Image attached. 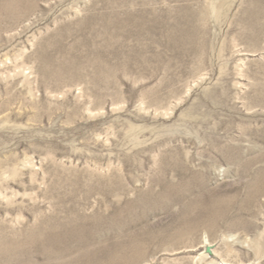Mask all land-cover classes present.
<instances>
[{"label":"rangeland","instance_id":"374dc122","mask_svg":"<svg viewBox=\"0 0 264 264\" xmlns=\"http://www.w3.org/2000/svg\"><path fill=\"white\" fill-rule=\"evenodd\" d=\"M0 264H264V0H0Z\"/></svg>","mask_w":264,"mask_h":264},{"label":"bare ground","instance_id":"6f19581e","mask_svg":"<svg viewBox=\"0 0 264 264\" xmlns=\"http://www.w3.org/2000/svg\"><path fill=\"white\" fill-rule=\"evenodd\" d=\"M206 242H208V241H206ZM95 262V261H94ZM91 263V262H90Z\"/></svg>","mask_w":264,"mask_h":264}]
</instances>
